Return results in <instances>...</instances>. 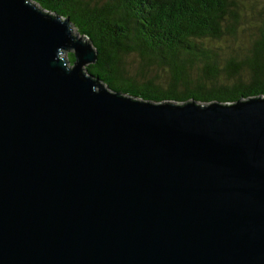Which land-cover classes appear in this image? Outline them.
<instances>
[{"label": "water", "instance_id": "1", "mask_svg": "<svg viewBox=\"0 0 264 264\" xmlns=\"http://www.w3.org/2000/svg\"><path fill=\"white\" fill-rule=\"evenodd\" d=\"M82 38L0 0V264H264V95L137 99Z\"/></svg>", "mask_w": 264, "mask_h": 264}, {"label": "trees", "instance_id": "2", "mask_svg": "<svg viewBox=\"0 0 264 264\" xmlns=\"http://www.w3.org/2000/svg\"><path fill=\"white\" fill-rule=\"evenodd\" d=\"M30 1L66 17L71 29L90 42L95 61L85 71L111 90L152 102L231 103L264 95V19L238 60L221 59L203 43L234 34L237 0ZM129 53L141 58L132 74L121 63ZM72 59L67 53L66 61ZM151 62L166 72L164 80L146 76Z\"/></svg>", "mask_w": 264, "mask_h": 264}, {"label": "rangeland", "instance_id": "3", "mask_svg": "<svg viewBox=\"0 0 264 264\" xmlns=\"http://www.w3.org/2000/svg\"><path fill=\"white\" fill-rule=\"evenodd\" d=\"M104 1V0H93ZM239 3L238 12L240 14L238 25L233 35L223 34L221 39L204 40L203 43L207 47L212 48L219 54L221 59H227L232 56L238 60L251 45L252 40L257 37V26L264 19L263 10L264 0H237ZM75 29H72V34ZM84 39V38H83ZM69 51L61 53L62 57H67ZM69 62V61H68ZM71 63V62H69ZM121 63L128 74L136 72L141 64V58L135 53H129L121 56ZM163 70V69H162ZM164 71V70H163ZM161 71L154 63L147 65L146 76H156V80H164L166 72ZM240 78L243 79L245 74L241 71Z\"/></svg>", "mask_w": 264, "mask_h": 264}, {"label": "bare ground", "instance_id": "4", "mask_svg": "<svg viewBox=\"0 0 264 264\" xmlns=\"http://www.w3.org/2000/svg\"><path fill=\"white\" fill-rule=\"evenodd\" d=\"M83 39V38H82Z\"/></svg>", "mask_w": 264, "mask_h": 264}]
</instances>
